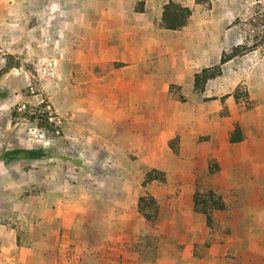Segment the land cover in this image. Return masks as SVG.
Masks as SVG:
<instances>
[{
  "label": "rangeland",
  "instance_id": "374dc122",
  "mask_svg": "<svg viewBox=\"0 0 264 264\" xmlns=\"http://www.w3.org/2000/svg\"><path fill=\"white\" fill-rule=\"evenodd\" d=\"M166 1L96 0V18L114 20L125 15L133 19V25L124 26L129 37L172 35L160 42L159 49L169 50L168 56L176 51L185 79L191 64L215 67L222 52L241 45L240 56L223 64L221 73L207 80L204 94L209 117L217 118L224 106V119L234 125L249 107L264 100V44L259 42L263 40L264 0H175L191 9L187 25L177 31H164L160 26V10ZM53 27L49 40L55 38L59 43L66 37L62 35L60 40L57 25ZM253 44L257 46L252 48ZM34 50L25 46L24 56L16 58L7 56L5 48L0 57H6V64L21 62L23 69L35 71L39 59ZM31 63L36 64L34 68ZM179 100L186 102L187 98L181 95ZM36 103L11 97L1 84L0 264H203L219 252L216 241L221 231L216 228L206 236L203 226L192 219V233H181L182 219L170 229L165 220L157 218L160 204L154 195L160 192L169 200L173 194L167 192V177L161 171L163 180L143 186L146 174L156 170L137 163L143 153L123 151L122 145H110L85 132L79 141L74 140L70 125L58 121L49 101L42 102L49 107ZM209 137L204 133L199 140ZM41 149L45 156L27 154ZM222 155L226 162V153ZM209 165L218 171L214 159L208 160ZM225 171L229 173L228 168ZM249 172L253 171L239 170L240 175ZM196 182L221 197L210 185ZM247 190L258 193L253 185L242 188L241 193ZM144 191L155 199L156 206L139 211ZM228 209H233L231 203L224 202V209L213 210L209 227H216ZM193 211L201 213L194 206ZM225 255L224 264H264V257L260 259L254 249L228 250ZM212 260L204 264H215Z\"/></svg>",
  "mask_w": 264,
  "mask_h": 264
},
{
  "label": "crops",
  "instance_id": "0c3cea01",
  "mask_svg": "<svg viewBox=\"0 0 264 264\" xmlns=\"http://www.w3.org/2000/svg\"><path fill=\"white\" fill-rule=\"evenodd\" d=\"M96 7V0H0V50L6 48L7 56L18 58L24 56L25 46H31L39 59L38 69L31 63L35 71L23 69L21 62L12 64L0 76V86L30 104L49 107L45 104L49 101L58 121L70 125L74 140L85 132L110 145H122L123 151L143 153L137 163L165 173L167 192L173 194L169 200L160 192L154 195L160 204L157 218L170 229L182 219L181 233H192V219L203 226L206 236L214 228L221 231L216 241L219 252L211 257L215 264L225 263L228 250L254 249L263 259L264 100L249 107L234 125L221 112L210 118L206 87L195 91L193 86L195 73L206 64H191L185 79L176 51L168 56L169 50L159 49L160 42L172 35L129 37L124 26L133 25V19L125 15L97 19ZM54 24L60 40L66 37L59 43L48 37ZM5 64L6 57H0V69ZM181 95L186 102L179 100ZM236 124L243 139L231 143ZM204 133L210 137L200 141ZM174 140L176 145L171 144ZM209 159L217 162V172L208 173ZM245 168L253 172L240 175ZM255 170L262 172L257 175ZM197 180L216 189L223 203L233 207L221 215L216 227H209L206 216L193 211ZM251 185L258 193H241Z\"/></svg>",
  "mask_w": 264,
  "mask_h": 264
},
{
  "label": "trees",
  "instance_id": "16d2710c",
  "mask_svg": "<svg viewBox=\"0 0 264 264\" xmlns=\"http://www.w3.org/2000/svg\"><path fill=\"white\" fill-rule=\"evenodd\" d=\"M191 16V9L181 4L175 0H167L163 7L160 16V26L165 30L177 31L184 28ZM240 18H237L236 21L238 22ZM263 27V40H259L260 44H264V14L261 16ZM257 44H253L252 48H255ZM264 47V45H263ZM241 45H236L231 47L228 51L222 52L219 63L215 67H207L201 69L198 73H195L193 86L195 91H202L207 80L218 76L221 73V66L228 62L229 60L233 59L234 57L240 56L242 51ZM12 64H5L3 68L0 69V76L9 68H11ZM214 98H210L208 100H212ZM220 99H223L221 97ZM225 107L221 110V114L225 115ZM242 111L239 110V113ZM39 126H44L42 123H39ZM243 139L242 131L238 124L234 126L232 130L229 140L231 143L239 142ZM27 154L31 157H41L45 156V152L43 149L41 150H28ZM214 165V164H213ZM214 169L208 166L209 173H213ZM159 179L163 180V174L159 173V171L151 170L149 173L146 174L145 180L143 182V186L145 183L150 182L152 180ZM146 206L155 207L156 201L153 197L149 196L146 191L140 196L138 201V208L139 211H143ZM193 206L194 209L198 212L203 213L206 216L207 224H210L211 221V212L215 209L222 210L224 209V203L221 197L214 191V190H203L198 182L195 183V191L193 194Z\"/></svg>",
  "mask_w": 264,
  "mask_h": 264
}]
</instances>
